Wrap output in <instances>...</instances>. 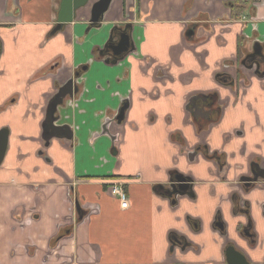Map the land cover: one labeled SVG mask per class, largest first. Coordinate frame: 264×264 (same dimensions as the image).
Here are the masks:
<instances>
[{"label":"crops","instance_id":"obj_1","mask_svg":"<svg viewBox=\"0 0 264 264\" xmlns=\"http://www.w3.org/2000/svg\"><path fill=\"white\" fill-rule=\"evenodd\" d=\"M95 1L53 34L61 0H0V131H9L0 163V264H226L229 242L251 264H264V186L243 195L258 238L252 245L241 234L242 203L233 204L225 183L254 160L264 165V75L240 64L253 43L264 42V0H245L237 19L228 4L235 0H113L89 28ZM124 23L132 25L135 50L117 64L96 59L94 47ZM84 65L83 92L59 109L57 123L74 136L46 142L45 107ZM208 92L219 95L223 112L199 136L186 103ZM124 100L115 156L109 136L91 137ZM180 135L190 147L203 141L225 153L227 168L203 157L191 163ZM175 170L201 182L178 207L154 190ZM112 178L129 183V208L106 191ZM218 209L226 235L213 228ZM189 217L201 222L198 232ZM172 230L199 249L172 251Z\"/></svg>","mask_w":264,"mask_h":264},{"label":"flooded vegetation","instance_id":"obj_2","mask_svg":"<svg viewBox=\"0 0 264 264\" xmlns=\"http://www.w3.org/2000/svg\"><path fill=\"white\" fill-rule=\"evenodd\" d=\"M102 21L103 19L100 20L99 23L94 24V25L91 24V22H89V28L98 27L102 23ZM66 25L67 24H64L62 29ZM89 30L90 29H88L87 31ZM126 34L130 38L129 50L126 52H122L119 55H115V53L119 51L118 45L121 42L123 35L126 36ZM256 43L257 42L253 43L252 49L250 50V52H248L246 55L241 57L240 64L242 67L251 69L258 75H262V74L264 75V59L258 55L259 48H256V49L254 48ZM261 44L264 46V42ZM133 50H135V44L133 43V39H132V25L130 23H124V24H116L112 28L111 32L109 33V37L107 38L104 45L102 47H98V46L94 47L93 54L96 59L103 60L107 64H117L119 63V61L123 60V58L127 54L132 52ZM86 68L87 67L85 65L81 66L75 71L74 76L71 78V79L74 78L76 86L78 87V92L74 94L73 97L67 96L64 99L63 103L61 104L62 106L58 108V111L56 113V117L58 118V121L55 123L56 125H59L57 123L60 121V118H61L59 109L64 107L65 105H76L77 104L76 102L79 100V97L84 89V84H83L84 80L82 76L85 73ZM76 74H78V76H75ZM226 81L228 80L226 79ZM230 81H232L233 84H235V81H233V79L231 80L230 78ZM58 91L56 92V94L58 93ZM56 94L53 97H51V99L49 100V102L47 103L45 107V119L43 120V139H44V126H45L46 118H47V109H48L49 103L51 102V100H53ZM186 105H187L188 113L191 117V122L196 126L197 134L199 136L202 135V132L208 129L209 126H211V124H214L215 122H217L223 112V105L219 102V95L216 92L195 93L189 97ZM123 108H124V116L120 120V115H121V111ZM128 108H129L128 100H124L122 102V106L118 110L115 117L111 120L107 119L105 123L103 124L101 130L99 132L98 131L95 132L91 137V140L94 141L96 140V138L100 137L101 135L109 136L112 141L109 152L113 153L115 156H117V153L119 152V142L121 140V137L124 136L122 129L124 128V125H125V119H126L125 117H126ZM111 123H116L118 125V131L116 132L111 131ZM61 125H64L65 127H67V130L71 132V137L73 138L74 136L73 129L68 124H61ZM72 138L68 137V135L63 137V139H72ZM49 141H46V142H49ZM180 141L184 149L187 151L186 153L191 163L199 161L200 160L199 158L203 157L204 159L213 160L215 163H217V165L220 166L221 169H224L226 167V163H225L226 158L225 159L223 158L225 157V153H221L217 150L213 151L203 141H200L190 147L187 144L185 137L184 136L182 137L181 135H180ZM103 162L106 163L107 160L104 159ZM262 172H264V165L254 160L250 163L249 170L246 173L240 174L238 178L236 179V181H234V183L231 181L225 182L228 188L231 190L230 191L231 200L233 204L239 201L242 203L241 210L243 211H241V214H244L245 216H247V219H246V222L242 224L241 234L242 235L245 234L248 237H251L252 245L257 244L258 238H257V233L254 230V225H253V222L250 216L251 204L246 199L243 198V195L249 194L257 187L264 186V177L261 176ZM196 183L198 184L201 182H196L195 178L189 173H184V172L175 170L169 173V180L167 183L155 184L154 190L157 195L169 199L174 207H178L180 206L182 202L181 199L183 197H188L191 199H194L196 197V193L194 189V186L196 185ZM104 184L106 186L105 187L106 191L111 196L119 199V197L113 193V188L115 187L116 189L121 190L129 201V197H128L129 195H128V190H127V186L129 184L128 182L121 180V179L113 180L112 178V181L105 182ZM241 197L243 198L244 201L241 200ZM78 207H79L78 211L81 214L80 218L83 219L85 211L83 210V208L81 207L79 203L77 205V209ZM189 220L191 221L195 220V225L198 227L196 228L195 231L198 232L201 227V222L197 219H192L191 217H189ZM213 228L217 230L221 235L227 234V224L224 220V215L221 209H218L214 215ZM70 230L71 228L69 227L63 229V232H61V234L60 233L58 234V235H61V237L57 240V242L63 237L64 234H66ZM169 237L171 240L170 248L172 251L175 249V247H181L184 252L187 251L189 248H193L195 251L199 249L182 232L180 233L179 231L172 230L171 233L169 234ZM230 248H232L236 252L243 254L248 264H251V261L245 256L243 251L240 248H238L233 242L227 243L224 247L223 256L225 258L226 264H229L228 253L230 252ZM176 263L184 264L183 261H177Z\"/></svg>","mask_w":264,"mask_h":264},{"label":"water","instance_id":"obj_3","mask_svg":"<svg viewBox=\"0 0 264 264\" xmlns=\"http://www.w3.org/2000/svg\"><path fill=\"white\" fill-rule=\"evenodd\" d=\"M91 0H61V7L58 13L57 26L54 28L52 33H56L61 30L64 24L72 23L76 16L77 12L89 4ZM113 0H97L92 5L91 11V24H97L100 20L103 19L105 13L109 10ZM258 46V47H257ZM119 51L115 53V55H119L122 52H126L130 47V38L126 34L123 35L121 42L118 45ZM255 49L259 48L258 55L264 59V46L257 42L255 44ZM75 76H78L76 74ZM78 92V87L76 86L74 78L69 80L63 86L60 87L56 96L51 100L47 109V118L44 126V139L49 141L53 138H63L64 136L71 137V132L67 130V127L64 125H56L55 123L58 121L56 117V113L58 108L62 106L64 99L67 96L73 97L74 94ZM124 116V108L121 111L120 120ZM8 129H3L0 131V163L3 161L5 152L8 144ZM66 138V137H65ZM264 177V172L261 173ZM79 210V207H78ZM228 262L229 264H248L246 258L243 254L236 252L232 248H230V252L228 253Z\"/></svg>","mask_w":264,"mask_h":264},{"label":"trees","instance_id":"obj_4","mask_svg":"<svg viewBox=\"0 0 264 264\" xmlns=\"http://www.w3.org/2000/svg\"><path fill=\"white\" fill-rule=\"evenodd\" d=\"M252 1V0H250ZM230 8H231V17L234 19H237L238 17H240L246 7V3L245 0H235L231 3H228ZM61 237V235H57L53 238V243L52 245H54V243L57 242V240Z\"/></svg>","mask_w":264,"mask_h":264},{"label":"built area","instance_id":"obj_5","mask_svg":"<svg viewBox=\"0 0 264 264\" xmlns=\"http://www.w3.org/2000/svg\"><path fill=\"white\" fill-rule=\"evenodd\" d=\"M113 193L119 197L122 208H125V209L129 208V201H128L127 197L125 196V194L121 190L116 189L114 187Z\"/></svg>","mask_w":264,"mask_h":264}]
</instances>
